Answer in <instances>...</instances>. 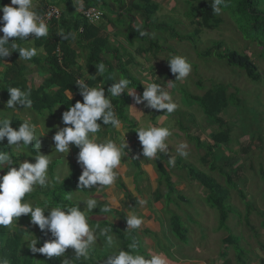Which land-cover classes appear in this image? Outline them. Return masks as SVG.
I'll use <instances>...</instances> for the list:
<instances>
[{
    "label": "rangeland",
    "instance_id": "obj_1",
    "mask_svg": "<svg viewBox=\"0 0 264 264\" xmlns=\"http://www.w3.org/2000/svg\"><path fill=\"white\" fill-rule=\"evenodd\" d=\"M150 1L157 5V11L154 22L149 27L148 38L157 42L156 47L160 48L158 50H148L149 42L146 41H136L133 45H129L125 38L127 20L125 17L115 18L117 12L111 3L105 12L108 21L102 19L99 24L104 26L110 43L119 49L123 59H132V64L129 65L130 71L134 78L142 84V90L134 89L135 92L142 94L143 84L155 82L163 85L178 104L177 110L169 115L145 108L143 104L135 105L132 96L126 91L129 103L126 105L127 110L124 115L128 120L135 122L139 128L147 127L151 123L159 127H169L172 131V135L167 140L169 153H159L158 156L163 155L161 164L167 168L166 172L174 191L169 193L165 179L161 178L153 160H148L139 153L137 158L141 160L147 174L142 172L141 166L136 169L134 164L130 165L132 173H128V165L127 169L118 176L115 185L121 190L124 187L125 193H131L130 195L136 199V202L143 199V195L146 194L147 204L152 207V210L154 209V218L149 219L148 224L144 225L136 234H129L126 230L127 237L124 239L112 234L114 237L112 248L104 247L103 237L98 238L97 247L87 260L83 258L76 260L73 257L74 250L71 248L66 251L65 257L61 258H68L70 264H105L107 256L115 253L119 247L127 251V245L135 239L141 248V254L150 256L154 252L165 253L169 257L168 264H190L196 263V261H201L200 263L204 261L205 264L211 262L213 264H264V249L262 247L264 246V228L261 225L264 221V216H261L264 215V42L256 43L245 39L237 28L231 13L223 10L221 14H216L220 20L218 26L214 30L201 29L197 37L200 50L209 47L213 42L220 41L227 49L249 56L261 74L259 82H252L243 70L232 68L223 60L198 58L190 43L178 42L172 31H166V29L163 31V29L157 28L159 25L164 27L169 25L182 35L192 32L197 28L196 23L200 21V18L198 13L193 14L191 8L201 0H193L192 3H188L186 0ZM133 15V26L136 28L137 25L143 26V16L141 14ZM173 55L184 56L191 63L192 72L187 78L174 80L175 75L171 73L167 61ZM119 79L116 76L115 82ZM217 84L227 86L228 93H234L238 99L235 104H229L221 109L219 117L227 123V126L222 128L203 115L198 104L189 102L182 95L184 91L202 96L205 91ZM170 85H174V87ZM130 106L143 112L140 119H136L132 115ZM58 108L55 107L51 114L53 115ZM15 110L18 109L0 108V116L15 117L22 122L26 119L32 123L40 122L44 131L48 129V133H55L56 129L43 120L46 113L34 115L35 113L31 109L25 108L19 109V112L15 114ZM165 116L167 118L161 123L162 117ZM121 120L123 122L122 129L126 131L127 135L132 134L134 130L130 129L128 121L124 117ZM53 121L57 125L63 126L61 114L55 113ZM109 128L111 131L114 130ZM220 130L226 133V139L214 143L212 139ZM187 132L199 137L202 145L197 147L188 140ZM38 139L40 141L39 151L52 157L49 176L53 181L56 177L63 180L70 178L71 173L79 172V168L72 163L69 154L64 157L63 154L56 153L54 148L44 147L45 144H49L48 141L39 137ZM180 142L188 144L189 154L187 157L177 154L176 149ZM0 143L8 146L6 138ZM208 144L212 145L211 149H208ZM71 148L75 154L76 148L75 150L73 147ZM139 148L141 149L142 146ZM12 151L16 157L24 155L25 159L34 162V157H27V151L23 149L19 151L12 149ZM170 156L180 157L183 161L190 163L199 171L213 178L223 188H227V184L222 173L226 172L232 176L235 187L227 188V204L231 212L226 221L229 231L218 229L219 211L206 204L207 190L198 182L191 180L187 175V170L175 169L173 171L168 163ZM19 162L23 161L19 160ZM3 172L4 170L0 171V174ZM151 182H156L154 191L150 190ZM50 189L52 187L37 188L34 192L49 191ZM95 192L96 189H85L83 192L73 190L70 195L71 202L74 203L78 199L89 197L97 199L98 206L88 213L89 223L105 228L101 223H110L109 218L116 217L108 218L106 214L99 213V208H102L107 202H104L103 197L96 195ZM240 194L243 195L244 200L241 199ZM44 198L46 199L45 195L44 197L40 195L36 199L27 201L41 203ZM77 203L81 209L86 206L83 201ZM246 203L253 207L248 217V224L244 219ZM137 206H139L138 203ZM45 214L47 215V211ZM174 215L180 218L182 225L187 230L186 242H181L172 230L171 221ZM141 216L144 218L143 214ZM13 231L21 234L22 249L30 252L35 264H42L40 262L42 254H33L28 249L27 242H23L26 237L31 239L34 238V235L39 239L38 226L18 218L16 227L14 228L13 224L12 230L9 232ZM228 235L239 239L238 246L242 251L244 250L241 263L236 259L238 253L234 250L233 245L223 242V239ZM48 239H52L50 233H48ZM40 246L42 244L38 243L37 247Z\"/></svg>",
    "mask_w": 264,
    "mask_h": 264
},
{
    "label": "clouds",
    "instance_id": "obj_2",
    "mask_svg": "<svg viewBox=\"0 0 264 264\" xmlns=\"http://www.w3.org/2000/svg\"><path fill=\"white\" fill-rule=\"evenodd\" d=\"M77 3L82 10L85 0H77ZM210 6L212 11L219 15L228 3L227 0H212ZM0 12H2L0 15V33H2L0 63H3V58L8 57L12 51H17L20 59L31 61L38 55V50L35 47H21L15 41L28 40L30 35L35 38L49 36V25L36 11L34 0H11L8 5H0ZM100 15L101 13H96L95 19H98ZM137 31L141 37L148 34L143 30L142 25H137ZM58 35L65 40L75 38L74 34H65L63 30ZM10 38H13L11 43ZM167 61L171 73L175 75L174 80H183L192 72V65L184 56L173 55ZM95 68L98 76H103L106 72L103 63L96 65ZM75 84L82 96V101L77 100L62 112L63 127L57 125L52 136L54 150L65 157L72 146L79 149L76 157L77 164L81 168L77 181L78 189H110L120 175L122 160L127 156L128 151L126 132H121L122 138L119 142L99 135L102 129L106 128L105 125L114 130L123 128V122L117 115L111 98L120 97L127 91L135 105L143 104L145 108L169 115L177 110L178 104L163 85L155 82L143 84L142 94H137L135 87L130 88L129 79L120 78L108 87V95H105L104 83L90 87L85 79H78ZM170 86L174 87V85ZM7 89L9 99L5 107L8 109L32 107L30 87L26 90L19 87ZM67 96L70 100L72 99L70 92ZM130 107L132 115L140 119L143 112L138 111L134 106ZM166 118V116L162 117L161 123ZM11 122L12 120L7 116H0V141L6 138L10 149L27 151V157H34V162L24 159L23 162L17 163L10 152L0 150V171L7 169L0 174V228L11 231L13 224L17 225L19 217L30 216V222L38 226L41 232L50 233L52 239L44 240L40 247H37L39 239L35 235L31 239L26 237L23 242H27V247L33 254H42L47 259L65 257L66 251L71 248L74 250L73 257L76 260L81 258L87 260L97 247V239L101 237H103V246L112 248L114 246L112 228H100L99 225L93 226L89 223L88 213L98 206L97 199L89 197L78 199L74 203H57L55 206L47 201L41 205L25 200V197L33 193L35 189L54 187L55 183L61 180L60 177H56L53 181L49 176L52 157L39 151L38 137L44 135L48 129L38 131L39 126L28 119L20 123L17 128H13ZM135 131L142 146L141 154L144 158L157 160L159 153H169L167 140L172 135L169 127H159L149 123L147 127H141ZM31 149L35 152L33 153ZM187 149L188 144L180 142L176 151L179 156L187 157L189 154ZM168 163L170 167H174L175 157L170 156ZM14 164H18V167L13 166ZM65 200L72 201V197L66 196ZM78 201H83L86 206L81 209ZM137 203L144 207L147 201L139 199ZM118 206V201L111 198L102 208H99V211L111 214L113 208ZM46 211L47 215H45ZM125 218L129 234L138 232L146 224L145 219L136 212H130ZM139 248V244L133 239L127 245V251L119 247L115 253L107 256L105 264H168L167 254L154 252L146 256L140 253ZM0 264H9V260L4 255H0ZM61 264H70V261L65 258Z\"/></svg>",
    "mask_w": 264,
    "mask_h": 264
},
{
    "label": "trees",
    "instance_id": "obj_3",
    "mask_svg": "<svg viewBox=\"0 0 264 264\" xmlns=\"http://www.w3.org/2000/svg\"><path fill=\"white\" fill-rule=\"evenodd\" d=\"M3 1V0H2ZM188 3H192L193 0H186ZM65 13L61 11V18L58 21H53L56 23L60 31L63 30L65 34L75 33V42L77 47L86 52L84 65L87 67L88 73L90 76L96 74V65L103 63L106 68V72L103 76H98L94 80H87V84L92 86L96 82L103 84L106 95H108V87L115 82V77L127 78L131 81V87H135V90H142V84L139 80L134 78V75L130 71L129 65L132 64V59L127 58L123 59L119 49L110 43L108 33L99 23L91 24L88 23L81 15L79 8L76 11L73 0H63ZM212 0H201L195 7L191 8V11L195 15L198 13L200 21L196 23L197 28L192 32L186 34H179L175 31L173 26L165 25L157 26L158 29H163V31H172L175 34V38L178 42H188L191 44L192 48L195 51V54L198 58L209 59L214 58L219 61H225L232 68L243 70L247 78L252 82H259L261 79V74L259 73L256 65L251 60L249 56L243 53H239L235 50L227 49L224 44L220 41L213 42L209 47L200 50L198 48V35L201 29L214 30L220 20L216 14L211 9ZM55 3V2H54ZM113 5V8L117 12L115 13L116 17H125L127 20V31L125 33L126 41L129 45H133L136 41L138 42H149L148 50L160 49L156 47L157 42L152 41L148 38L149 36V27L150 24L154 22L155 13L157 11V5L152 3L150 0H85L84 8H94L101 10L103 12L102 19L105 21L107 17L105 15L106 8L108 9L109 4ZM228 6L223 9V11H228L234 18V21L239 29L240 33L244 36L245 39L251 42L262 43L264 42V0H227ZM54 4L53 6H56ZM57 7V6H56ZM110 8V7H109ZM42 10H40V13ZM114 15V13L111 12ZM141 14L143 16L144 25L142 26L148 34L141 37L137 31V28L133 26L134 15ZM142 20V21H143ZM51 23V24H52ZM13 38H10V41ZM34 46L43 47L47 56L44 60H40L39 57H34L32 63H36L44 72L49 73L50 77L48 80L44 81L46 86L55 85L58 89L49 94L44 91V89L33 90L31 88L30 98L33 101L32 107L29 108L35 113H42L45 111H51L57 104L68 108L71 104H74L77 100L82 101V96L79 93V90L75 84L76 74L69 70L70 66L75 65L76 52L70 48V42L73 39H62L56 32L54 35L42 38L34 37ZM21 46V44H19ZM22 47V46H21ZM14 56H19L17 51H12ZM9 87H19L21 89H28L23 83V80L17 78V76L10 69L6 71L4 79L0 82V93L4 101L9 99ZM70 92L76 95V99H68L66 94ZM183 97L189 102L198 104L203 115L214 121L220 128L227 126V123L219 117V113L222 108L228 106L229 104H235L238 99L235 94L228 93V87L222 84H217L214 87L205 91L202 96L192 95L187 92H182ZM113 106L117 115L124 117L128 121V126L135 128L136 126L128 120L124 113L126 114L127 104L129 103L128 94L122 93L120 97L111 98ZM19 109H25L23 107H18ZM12 120L11 126L17 128L21 120L10 118ZM99 122V121H98ZM134 125V126H133ZM136 137L137 132H135ZM226 133L223 130H220L217 134L214 135L212 141L214 143L221 142L226 139ZM188 140L193 142L197 147L202 145V141L199 137L191 135L189 132L186 133ZM210 144L207 145L208 149H211ZM31 147V146H30ZM0 150L10 152L13 156L14 161L18 163L19 160H24V155L15 156L12 149L8 146H4L0 143ZM34 153L35 150L31 149ZM163 155H159L157 160H155V165L160 172L161 178L165 179L166 187L169 193L173 192L171 180L168 173L166 172L167 168L161 164ZM176 164L174 167H171L173 171L175 169L187 170V175L193 181L198 182L202 187H204L208 194L206 196V204L210 208H215L219 211V224L218 229H224L229 231L226 226V221L230 212V207L227 204L228 199V189L234 188L235 184L232 181V176L228 173H222L225 177L227 188L221 187L216 181L211 178L209 175L205 174L202 171H199L193 167L190 163L183 161L180 157H176ZM13 166L17 167V164ZM213 169V167H212ZM7 169H4L6 172ZM51 172V171H50ZM236 174V172H235ZM78 172L71 173L70 178L61 180L60 183L56 182L55 186L52 187L48 192L38 191L33 192L30 195L25 197V200L36 199L37 196L44 195L45 201L49 202L51 205L55 206L57 203H72L71 201L65 200L66 196L71 195L73 190H80L77 188V181L79 177ZM170 195V194H169ZM241 199L244 200L242 194H240ZM246 205V212L244 214L245 222H248V217L253 210L252 205ZM100 214H104L99 212ZM46 215V214H45ZM239 216V214H237ZM261 216H264L263 214ZM24 221L30 222V216H21L19 217ZM248 224V223H247ZM102 226L107 228H112V234L119 237H124V234L118 231L116 228L112 227L109 224L101 223ZM262 227L264 228V221L262 222ZM172 230L176 237L179 238L181 242H186V233L187 230L182 225L180 218L176 215L172 216L171 221ZM16 224L14 223V228ZM228 235L223 239V242L231 244L234 247V250L237 251V261L241 263V256L244 253V250L238 246L239 239ZM44 240H48V234H45L39 229V244H43ZM22 237L19 232H9L6 228H0V255H4L8 260L9 264H35V260L30 254V252L22 249ZM264 249V246H262ZM224 256V254H223ZM107 259V258H106ZM63 258L47 259L45 256H40V262L42 264H61Z\"/></svg>",
    "mask_w": 264,
    "mask_h": 264
},
{
    "label": "crops",
    "instance_id": "obj_4",
    "mask_svg": "<svg viewBox=\"0 0 264 264\" xmlns=\"http://www.w3.org/2000/svg\"><path fill=\"white\" fill-rule=\"evenodd\" d=\"M10 2H11V0H3V1L0 0V5H8V4H10ZM73 2H74V5H75V8H76V11H78V14H79V5L77 3V0H73ZM34 3L36 5V11L38 13H40V10H42L44 7H46L48 5H54L56 3H57L56 6L60 10H62V12L65 11L63 0H51V2H50V0H34ZM0 15H2V12H0ZM103 28H104V26H103ZM55 32H56V34H59L60 33V28H59V26L56 23H54V24L52 23V24L49 25V36L54 35ZM71 33L74 34V37H75V33L73 31ZM0 35H2V33H0ZM49 36L46 37V39L49 38ZM75 40L76 39L74 38L69 44L70 48L72 50H74L76 52V54H77L76 55V59H75V65L74 66H70L69 70L71 72H73L74 74H76V77H81V79H85L86 81L87 80H94L95 78L98 77V75H96V74H94L93 76L89 75L87 67L84 65L86 52L81 51L77 47ZM34 41H35L34 37L32 35H30L28 37V40H16L15 43L21 44L22 47H35L38 50V55L35 56V57H39L40 60H44L45 57L47 56L44 48L43 47H39V46L38 47L34 46ZM31 61L22 60V59L19 58V56H14V53L11 52V54L8 57L3 58L2 62L6 63V64L0 63V82L4 79V75H5L6 71L11 69L13 71V73L17 76V78H19L20 80H23V83L25 84L26 87H28V88L30 87L33 90L44 89V91L49 93V94H52L53 92H55L58 89L57 86H55V85L46 86L44 84V81L49 79L50 74L44 72L38 65H36V63H32ZM99 84H100V82H96L90 87H94V86H97ZM70 94L72 96V99L75 100L76 99L75 98L76 95H74L72 93H70ZM105 95H106V93H105ZM66 96H67V94H66ZM67 98L69 99L68 96H67ZM0 102H1L0 103V108H5L6 101H4L2 99L1 93H0ZM57 107H59V108L55 112L56 114H62L63 111L67 110V108H65L64 106H61V105H58ZM53 109L51 111H45L44 112V113H46L45 114L46 116H44L43 120L56 129L57 124L53 121L55 113L53 115L51 114ZM14 112L16 114V113L19 112V110H15ZM37 114L38 113H35L34 115H37ZM34 124L39 126L38 127V131L41 130V129L44 131V128L41 126L42 123L35 122ZM133 124L136 126L135 128H131V130H134L133 133L132 134H128V135L125 133V139H126V142L128 144V151H127V155L128 156L125 157L122 160L121 169L119 170L120 171V175H121L122 171H125L127 169L128 165H129L128 173H132V171L130 169V165L131 164L132 165L134 164L136 169H138L141 166L142 172H145V169H144V167L142 165L141 160L139 158H137V155H139V153H141V149L139 148V147H141V144H140V142L138 140V136L136 137V135H135V132H136L135 130L139 129V127H137V124L135 122H133ZM59 126L63 127L62 125H59ZM105 127L106 128H103L101 133H99V135L101 137L112 138L114 140H117V142H119V140L122 138L121 137V132H126L123 129L118 130V131H114V130L111 131L110 128L107 127L106 125H105ZM53 135H54V133L46 132L44 135L39 137L42 140H45V141L49 142V144H45L44 147L54 148V142L52 140V136ZM72 147L74 148V150L76 148L77 151L75 150V154H74L73 151H72V148H70V151H69L68 154H69V156L71 158L72 163L75 164L79 168V172L78 173L80 174L81 173V168L77 164V160H76L77 153H78L79 149L77 147H75V146H72ZM153 162L155 164V160H153ZM150 184H151L150 190L154 191L155 190L154 187H155L156 182H151ZM122 190H123V192H122ZM122 190L117 188L116 185H114L110 189H103V188L96 189V192H95L96 195H99V196L103 197V201L104 202H109V200L111 198H115V200L118 201L119 206L117 208H113V212L111 214H106L108 216V218L110 216H115L116 218H114V219L113 218H109L110 223H105V222L104 223L105 224H109L112 227L116 226L117 227L116 229L124 234V237H119V236L115 235V236H117L120 239H124L125 237H127V235H125V234H127L125 232L127 230V223H126V218L125 217L130 212H136L140 216H141V214H143L144 215V219L146 221L145 225L148 224L149 219H153L154 218V214H153V212H154L153 210L154 209L152 210V207L149 204H146L144 207H141L140 205L137 206V202L135 201L136 199L132 198V195H130L131 193H129V192L125 193L126 189H124V187H122ZM143 199H145V200L148 199L146 194L143 195ZM125 243H126V241H125ZM139 250L141 251V248ZM200 262L196 261V263H190V264H205L204 261H202V263H200ZM210 264H213V263L211 262Z\"/></svg>",
    "mask_w": 264,
    "mask_h": 264
},
{
    "label": "built area",
    "instance_id": "obj_5",
    "mask_svg": "<svg viewBox=\"0 0 264 264\" xmlns=\"http://www.w3.org/2000/svg\"><path fill=\"white\" fill-rule=\"evenodd\" d=\"M80 13L82 17L88 23H91V24L99 23L103 17V12L101 10L94 9V8L82 9ZM96 13H101L98 19H95ZM40 15L44 17L48 25H50L53 21H58L61 18V11L56 6L48 5L42 9V13ZM78 79H81V78H76L75 83Z\"/></svg>",
    "mask_w": 264,
    "mask_h": 264
}]
</instances>
